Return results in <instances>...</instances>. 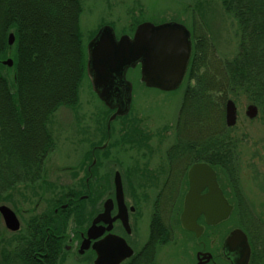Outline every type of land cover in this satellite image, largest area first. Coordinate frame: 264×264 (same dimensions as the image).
I'll return each instance as SVG.
<instances>
[{
    "label": "rangeland",
    "instance_id": "rangeland-1",
    "mask_svg": "<svg viewBox=\"0 0 264 264\" xmlns=\"http://www.w3.org/2000/svg\"><path fill=\"white\" fill-rule=\"evenodd\" d=\"M79 3L76 24L85 51L83 58L88 42L102 25L109 24L116 36H131L144 21L179 22L189 30L191 43L196 32L204 31L211 43L210 57L232 59L238 52L237 22L224 11L221 0H79ZM6 45V55L0 60L10 57L13 61L16 45L8 44L7 40ZM2 65L5 66L2 75L12 82L13 64ZM186 74L175 90L165 92L147 87L140 80L139 66L128 69L127 80L132 83L128 110L111 118L115 108L106 107L97 98L84 71L75 103L58 105L45 123L52 139L46 142L49 150L43 161L42 180L35 184L17 182L14 189L10 187L3 193L6 200L0 204L10 207L20 223L17 230L11 231L0 215L1 264H91L88 254L74 256L64 251L63 246L67 238H79L73 233L85 228L90 218L100 212L103 200L113 194V189L115 195V173L124 182H121L122 194L123 186L125 190L123 201L132 208L127 210V223L131 225L130 241L135 252L128 260L136 257L133 264H189L193 247L187 245L188 256L182 257L184 238L178 218L187 189L186 172L193 162L216 167L219 181L234 204L231 219L237 226L264 230V108L241 91L238 97L229 95L236 107V118L232 125H226V100L223 109L216 100L205 105L194 96L186 97L188 84L190 87L194 84L193 80L188 83ZM249 105L255 107L253 116L247 113ZM218 117L230 129L228 134H221ZM53 200H59L62 208L69 204L71 213L62 215L67 224L64 230L52 234L60 240V246H52L54 241L49 234L33 240L30 235L28 240L33 246L26 244L20 248L27 224L54 206ZM76 206H81L82 212L76 213ZM136 234L140 241L136 240ZM71 244L74 249L75 242ZM50 253L54 262L50 261Z\"/></svg>",
    "mask_w": 264,
    "mask_h": 264
},
{
    "label": "trees",
    "instance_id": "trees-1",
    "mask_svg": "<svg viewBox=\"0 0 264 264\" xmlns=\"http://www.w3.org/2000/svg\"><path fill=\"white\" fill-rule=\"evenodd\" d=\"M221 4L237 22L238 52L232 59L214 54L210 57V40L204 31L196 32L186 70L188 83L193 80L194 84H188L185 96H194L205 105L216 100L220 106L229 95L235 98L241 91L264 108V0H221ZM79 9V0H0V57L6 55L11 28L16 45L12 82L2 75L5 66L0 63V202L6 200L3 193L14 189L17 182L35 184L42 180L43 161L49 150L46 142L52 139L45 126L48 116L58 105L76 101L86 63L76 24ZM262 117L264 120V112ZM218 118L221 134H228L230 129L222 117ZM58 201L53 200L54 206L27 224L20 248L33 246L31 240L49 234L52 246H60V240L52 234L64 230L67 224L63 217L71 213L69 204L62 208ZM74 210L82 212L81 206ZM30 235L33 237L29 241ZM49 258L54 262L51 253ZM135 259L123 264H133Z\"/></svg>",
    "mask_w": 264,
    "mask_h": 264
},
{
    "label": "water",
    "instance_id": "water-1",
    "mask_svg": "<svg viewBox=\"0 0 264 264\" xmlns=\"http://www.w3.org/2000/svg\"><path fill=\"white\" fill-rule=\"evenodd\" d=\"M8 44L14 41L13 33L7 37ZM86 75L91 88L97 97L109 108H116L111 118L127 112L130 102L131 83L126 79V71L139 65L140 80L150 88L161 91L175 90L182 82L191 53V38L189 30L176 21L154 24L148 21L139 23L131 36L126 34L116 37L109 25L101 26L87 45ZM2 64L11 66L13 61L6 58ZM249 116L255 114V107L248 106ZM236 118V107L231 99L225 103V123L232 125ZM189 190L186 195L181 224L183 227L195 230L198 228L196 217L205 213L210 223L225 219L231 205L227 203L219 188L215 172L205 162L194 163L188 172ZM115 199L119 213L114 217L121 219L128 227L127 210L123 202L122 186L118 173L114 176ZM208 188V193L201 196L200 190ZM111 204L105 203V210L98 213L87 229L79 252L82 253L90 245L92 239L101 235V221L107 220ZM132 209V208H131ZM123 211V215L120 212ZM0 215L7 229L15 231L19 228V219L15 212L5 204H0ZM110 222V221H109ZM111 225L106 227L110 229ZM241 241L243 248L241 261L247 262L248 245L244 232L236 228L225 240V247ZM96 253L93 264H120L129 258L133 250L126 241L113 234L97 239L91 245Z\"/></svg>",
    "mask_w": 264,
    "mask_h": 264
},
{
    "label": "flooded vegetation",
    "instance_id": "flooded-vegetation-1",
    "mask_svg": "<svg viewBox=\"0 0 264 264\" xmlns=\"http://www.w3.org/2000/svg\"><path fill=\"white\" fill-rule=\"evenodd\" d=\"M140 74V69H139ZM197 162H193L189 165L187 172H186V184L187 189L184 192L183 195V202H182V208L179 215V229L182 234V237L184 238L183 243V251H182V257H187V245H191L193 248H191L192 254L189 260V264H242L241 261V255H242V246L241 241L235 240L233 244H231L230 248L225 247V240L228 237V235L236 228L241 229L244 232L245 235V241L248 245V258L247 262L245 264H264V230L263 231H257L255 228H249L244 229L242 227L237 226V224L231 219L233 210H234V204L231 200L227 197L222 184L219 181V172L216 169V167L210 166L214 172H215V179L219 186V188L222 190V193L226 199V201L231 205V211L229 215L223 219L219 220L214 223H210L206 219V215L203 212H200V214L196 217V224L198 225V228L195 230H190L182 226L180 217L183 212L184 203L186 200V195L189 190V181H188V172L190 167ZM123 182V179L121 181ZM114 187V184H113ZM208 188L204 187L200 190L199 194L201 196L207 194ZM159 195L157 196L159 198ZM123 198L125 201V190L123 186ZM112 199V200H111ZM111 200V201H109ZM109 201L111 204V208L109 210V214L107 215V220L101 221L98 224L100 225L101 232V238L108 236L109 233L115 234L121 238H123L126 243L133 249L134 254V248L131 245L130 241V235L131 233V225L129 223L128 227H125L119 218L114 217L119 213V207L115 200L114 195V189L113 194L108 195L101 204L100 212L105 210V203ZM126 205V202H124ZM126 210H129L131 207L127 206ZM138 210L136 206V211ZM99 212V211H98ZM97 214V213H96ZM95 214V215H96ZM121 215H123V211L120 212ZM129 215V212H128ZM138 215H136L137 218ZM92 218H90L89 223L87 226L81 230H79L76 234L73 233V236L79 237L77 240H75L73 237L67 238V244H64L63 249L67 253H74V256L77 255L79 257L83 256L84 254H88L91 256V261L93 262L95 258V251L91 248V246L85 250L83 253H78V249L80 244L82 243L83 238L86 235V229L91 224ZM110 221V222H109ZM108 225H111V228L106 230V227ZM48 237V235H47ZM136 240H141V237L136 234ZM75 242V247L73 248V245L71 242ZM94 240H91V243ZM186 249V250H185ZM137 262V260H136ZM92 264V263H91ZM121 264V263H120ZM185 264V263H184Z\"/></svg>",
    "mask_w": 264,
    "mask_h": 264
},
{
    "label": "bare ground",
    "instance_id": "bare-ground-1",
    "mask_svg": "<svg viewBox=\"0 0 264 264\" xmlns=\"http://www.w3.org/2000/svg\"><path fill=\"white\" fill-rule=\"evenodd\" d=\"M134 68V67H133Z\"/></svg>",
    "mask_w": 264,
    "mask_h": 264
}]
</instances>
